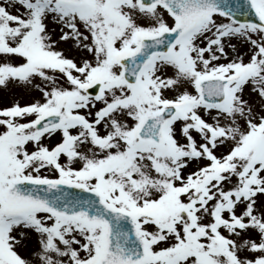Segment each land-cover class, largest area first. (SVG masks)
Wrapping results in <instances>:
<instances>
[{
  "label": "snow or ice",
  "instance_id": "obj_1",
  "mask_svg": "<svg viewBox=\"0 0 264 264\" xmlns=\"http://www.w3.org/2000/svg\"><path fill=\"white\" fill-rule=\"evenodd\" d=\"M0 93V264H264V0H2Z\"/></svg>",
  "mask_w": 264,
  "mask_h": 264
},
{
  "label": "rangeland",
  "instance_id": "obj_2",
  "mask_svg": "<svg viewBox=\"0 0 264 264\" xmlns=\"http://www.w3.org/2000/svg\"><path fill=\"white\" fill-rule=\"evenodd\" d=\"M0 2H2V0H0ZM13 11H15V9H13ZM233 43H236L240 52H247L248 50V45L247 44H240L238 41H235L233 40ZM64 45H61V47H63ZM231 58V56L229 57ZM245 59H247V57H245ZM38 95V93H37ZM11 101V96L9 94H6V93H0V104H8L10 103ZM23 102V101H22ZM58 139V134L57 136L49 139V138H45V143H49V144H52V143H55L56 140ZM44 174H48L47 171H45Z\"/></svg>",
  "mask_w": 264,
  "mask_h": 264
},
{
  "label": "water",
  "instance_id": "obj_3",
  "mask_svg": "<svg viewBox=\"0 0 264 264\" xmlns=\"http://www.w3.org/2000/svg\"><path fill=\"white\" fill-rule=\"evenodd\" d=\"M226 3H230L231 5H236V4H242L244 0H225ZM237 18L238 19H257L254 17L252 13H248L247 15H242L240 12H237Z\"/></svg>",
  "mask_w": 264,
  "mask_h": 264
},
{
  "label": "bare ground",
  "instance_id": "obj_4",
  "mask_svg": "<svg viewBox=\"0 0 264 264\" xmlns=\"http://www.w3.org/2000/svg\"><path fill=\"white\" fill-rule=\"evenodd\" d=\"M55 38V37H54Z\"/></svg>",
  "mask_w": 264,
  "mask_h": 264
}]
</instances>
